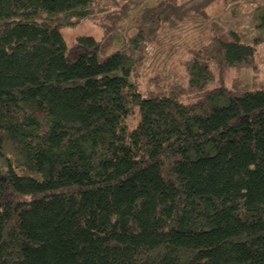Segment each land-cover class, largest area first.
I'll use <instances>...</instances> for the list:
<instances>
[{
    "label": "trees",
    "instance_id": "1",
    "mask_svg": "<svg viewBox=\"0 0 264 264\" xmlns=\"http://www.w3.org/2000/svg\"><path fill=\"white\" fill-rule=\"evenodd\" d=\"M93 7L0 0V264H264V89L224 84L264 11L193 54L184 103L138 90L137 37L66 44Z\"/></svg>",
    "mask_w": 264,
    "mask_h": 264
},
{
    "label": "rangeland",
    "instance_id": "2",
    "mask_svg": "<svg viewBox=\"0 0 264 264\" xmlns=\"http://www.w3.org/2000/svg\"><path fill=\"white\" fill-rule=\"evenodd\" d=\"M161 1L164 0H94L93 15L63 27L61 34L68 46L78 37L102 41L108 34L112 44L100 55L101 59L129 48L131 39L137 37L141 64L132 81L142 95L178 92L182 102H194L196 92L189 87L186 63L195 52L209 47L215 35L234 31L243 43L253 46L264 0H170L176 8L159 18L154 10ZM212 71L215 83L219 84L214 67ZM245 83L264 89V43L255 47L252 65L225 72L224 84L228 89L236 91ZM136 122L135 112L127 119L128 128L132 129Z\"/></svg>",
    "mask_w": 264,
    "mask_h": 264
}]
</instances>
